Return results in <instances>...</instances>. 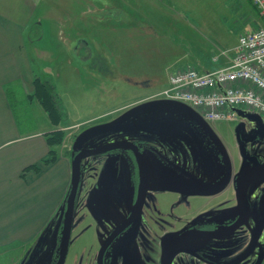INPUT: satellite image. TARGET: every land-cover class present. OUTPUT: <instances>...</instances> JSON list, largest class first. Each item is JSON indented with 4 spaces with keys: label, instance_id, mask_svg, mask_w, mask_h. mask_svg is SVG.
<instances>
[{
    "label": "crops",
    "instance_id": "1",
    "mask_svg": "<svg viewBox=\"0 0 264 264\" xmlns=\"http://www.w3.org/2000/svg\"><path fill=\"white\" fill-rule=\"evenodd\" d=\"M41 3L47 9L37 15ZM58 7L53 0H0V253L16 251L17 260L38 258L43 263L48 261L55 230L62 221L73 176V150L69 146L64 149L65 143L58 149L57 160L45 164L51 151L48 135L68 129L56 126L33 97L35 80L43 79L38 69L41 73L47 55L74 46L73 52L82 61L81 53L88 48L84 37L99 36L105 30L113 32L108 36L120 28L154 34L158 28L154 22H132L152 16L158 22L164 8L177 13L176 17L187 23L184 27L213 38L214 46L207 47L210 59H197L185 67L212 72L232 62L241 35L264 25L254 0H75L73 16L63 8L52 18L49 11ZM201 8L203 13L196 14ZM184 11L187 15L181 13ZM187 12L193 17L188 18ZM48 18L53 20L51 29L45 24ZM212 23L210 32L207 27ZM45 38L49 40L47 47L43 46ZM94 50L91 43V54ZM83 58H91L97 64L94 72L99 73L96 69L103 66L102 61H93V56ZM209 62L218 67H207ZM16 102L32 124H20ZM81 227L82 235L94 230L88 223Z\"/></svg>",
    "mask_w": 264,
    "mask_h": 264
},
{
    "label": "flooded vegetation",
    "instance_id": "2",
    "mask_svg": "<svg viewBox=\"0 0 264 264\" xmlns=\"http://www.w3.org/2000/svg\"><path fill=\"white\" fill-rule=\"evenodd\" d=\"M166 116L169 119L154 134L156 143L152 142V134L140 138L130 133L105 143L98 142V138L89 140L77 152L117 141L133 143L130 149L119 148L83 160L82 166L91 158H100L98 162L102 163L115 157L113 162H107L109 170L101 180L99 167L87 168L86 182L90 186L85 195L79 189L76 209L81 206L83 217L78 224L88 223L93 228L107 225L98 252L99 256L106 246L103 264H114V253L118 251L127 256L124 264H163L168 243L189 233L206 238L191 240L198 242L195 251L185 243L173 248L171 254L180 251L178 258L182 262H187L193 253H202L208 243H235L240 249L251 242V255L239 264H256L264 255V172L246 182L245 177L251 169L264 165V123L252 112L236 115L227 121L230 124L225 129L204 126L194 116L176 109ZM137 153L147 170L145 188L141 187ZM124 161L130 167L134 187L130 203L115 189ZM197 201L202 204L195 208ZM108 218L111 222L107 224ZM159 249L160 254L156 251ZM195 260L203 262L201 257Z\"/></svg>",
    "mask_w": 264,
    "mask_h": 264
},
{
    "label": "rangeland",
    "instance_id": "3",
    "mask_svg": "<svg viewBox=\"0 0 264 264\" xmlns=\"http://www.w3.org/2000/svg\"><path fill=\"white\" fill-rule=\"evenodd\" d=\"M53 1L57 2L61 9L58 7L55 11L50 10L52 18H57V15L62 13L63 8H67L66 13L73 16L75 0ZM211 1L213 2V0ZM220 3L222 5V2ZM218 5L219 3H217ZM83 7L87 9L88 3L83 4ZM46 9H44V4L41 3L37 15L39 13L44 14ZM212 9L213 6H211ZM219 11H222V9ZM185 12L181 13L187 15ZM199 12L203 13V8L199 9L196 14H199ZM187 13H189L188 18L193 17L190 12ZM176 14L163 8V14L159 16L158 22H155L153 16L146 20L141 18L138 22H132V24L139 23V25L154 22L158 27H155L154 34L148 30L147 32H145L146 30L127 31L128 29L122 30L120 28L118 30L119 34L117 31L112 36L108 35L113 32L105 30L102 35L84 37V42L88 48H84V52L81 53V56L83 55L82 61L77 53L73 52L74 46L68 48L64 46L61 47L59 52H51L47 55L48 58L43 70H40L42 71L41 73L36 68L44 80H48L54 85L55 91L59 96L63 113L61 125L65 127L64 129L68 128L65 130L63 142L65 146H62L64 149L69 146L73 150L76 140L90 128L112 122L140 104L157 100L158 95L168 87L170 75L185 69L191 61L210 59L207 47L211 48L214 46L211 40L213 38L210 39V37L204 36L201 31L184 27L183 24L187 25V23L180 21ZM45 22L48 29H51L53 20L48 18ZM212 25L213 23L207 27L210 32H212L210 29ZM141 32L143 34H139ZM70 39L74 42L73 37ZM48 41V38H45L43 46L47 47ZM91 43L95 49L92 54L89 51L91 50ZM90 56H93V61L95 62L101 63L102 61L103 68L96 69L99 73L94 72L93 66L97 64L92 63L91 58H83ZM215 65V63L209 62L207 67L212 68ZM197 70L203 71V68H197ZM15 107L20 124H32L29 117H24L22 107L17 102ZM162 110L164 109L148 111L129 121L127 126L133 127L129 133L109 135L97 140L100 143L116 141L122 137L124 138L127 134L133 133L140 138L146 137L147 134H152L154 136L152 142L156 143L158 138L154 135L155 132L158 131L160 125L165 124V121L169 119ZM106 112L108 114L101 116ZM146 117L149 118L145 120ZM228 124L230 123L223 121L212 125L218 129H225ZM114 159L115 157L106 158L102 163H99L100 158H91L83 163L82 167L83 171H85L82 173V184L80 187L83 195L86 194L90 186V182H86L87 168L89 166L99 167L97 172L99 174L98 178L101 180L107 176L108 163L113 162ZM209 166L212 167L213 164L211 163ZM115 187L118 196L127 197L130 203L134 195V187L127 161L123 163L122 173ZM201 204V201L195 202V208L201 206ZM80 209L81 206L78 205L75 211L72 239L65 264H97L101 237L106 234L107 225L98 226L94 230H87L82 235L83 227L80 228V222L77 227L79 218L83 217ZM107 220V224L111 222L109 218ZM197 243L191 241L185 244H187L188 248L193 247V251H195L198 250L199 245H196ZM234 244L225 243L224 246L218 242L208 243L207 248L205 247L202 253L198 252L203 262L195 260L200 258L195 253L187 262H182L178 258L179 254L177 253L175 264H239L243 259L245 261L251 255L254 243L247 242L240 249H236ZM151 246L154 247V243H151ZM156 251L160 254V249ZM155 252L154 254L152 253L153 256H155ZM18 256L21 259V253ZM126 258L127 256L121 252H115L114 264H124ZM39 261L36 258L33 262L30 261L29 264H41ZM172 261L173 259L169 261V264H172ZM27 262L26 258L17 260L16 251L0 253V264H27Z\"/></svg>",
    "mask_w": 264,
    "mask_h": 264
},
{
    "label": "built area",
    "instance_id": "4",
    "mask_svg": "<svg viewBox=\"0 0 264 264\" xmlns=\"http://www.w3.org/2000/svg\"><path fill=\"white\" fill-rule=\"evenodd\" d=\"M264 20V0H254ZM188 105L209 123L241 113L264 116V25L243 34L232 62L212 72L185 68L157 97Z\"/></svg>",
    "mask_w": 264,
    "mask_h": 264
},
{
    "label": "water",
    "instance_id": "5",
    "mask_svg": "<svg viewBox=\"0 0 264 264\" xmlns=\"http://www.w3.org/2000/svg\"><path fill=\"white\" fill-rule=\"evenodd\" d=\"M156 109H164L162 110L164 114H166L167 112L171 113L172 109L184 111L194 116L202 125L208 127V123L202 120L197 115V113L186 104L169 101V100H153V101H149V102L140 104L132 108L131 110L125 112L122 116H120L116 120H113L112 122L104 123L102 125H98L96 127L90 128L89 130L81 134L80 137L76 140L74 144V148H73L72 184H71V189L67 196L65 205L63 207V212H62L63 218L60 223V226H58L55 230L54 243L49 253L48 261L43 263V261L40 260L39 262H41V264H65L66 263V259L68 256V251H69V247H70V243L72 239L76 203H77V197H78L80 184H81V177H82L83 160L91 156L104 155L112 150L119 149V148L125 147L127 149H130L133 147L132 146L133 143L129 141H117L114 143L107 144L103 147L96 148L94 150H85L83 152L80 151V153L78 154L77 152L81 150L83 145L86 144L89 140H92L95 138L99 139L101 137H106L109 135L125 134V133L131 132L130 130H132L133 127L127 126L129 121L136 118L142 113H145L148 111H154ZM254 115L255 116L253 117L255 119H258L259 122L261 123L263 122V119L260 116L256 114ZM148 118L149 117H146L145 120H147ZM136 156L138 159V163L141 167V175L143 179V184L141 187L145 188V184H146L145 182L147 181V177L145 176L147 174V170H146V167L143 161V157L139 155L138 153ZM261 172L262 173L264 172V165H260V166L255 167V169H251L245 177V182L251 177H253L256 173L258 174ZM89 210H90V213L93 215V211L91 209ZM199 238L205 239L206 237L195 236L194 234L189 233V234H185L169 242L163 252V264H168L169 261L172 260L175 257V255L180 252L178 251L174 253V255L171 254L173 248H176L178 245H182L191 240H199ZM209 238L217 239V237H209ZM105 253H106V246H103L98 256V264H103ZM35 259L33 258V260ZM263 259H264V255L263 256L260 255L258 262L256 264H261L263 262ZM33 260H30V261L33 262ZM30 261H28L27 264H29Z\"/></svg>",
    "mask_w": 264,
    "mask_h": 264
},
{
    "label": "trees",
    "instance_id": "6",
    "mask_svg": "<svg viewBox=\"0 0 264 264\" xmlns=\"http://www.w3.org/2000/svg\"><path fill=\"white\" fill-rule=\"evenodd\" d=\"M35 89L36 91L33 97L40 102L51 121L56 126H60L62 123L63 113L59 102V96L55 91L54 85L48 80L37 78L35 80ZM64 139L65 132L62 130L48 135L47 140L51 147V151L48 160L45 161V164H51L57 160L58 149L62 146Z\"/></svg>",
    "mask_w": 264,
    "mask_h": 264
}]
</instances>
